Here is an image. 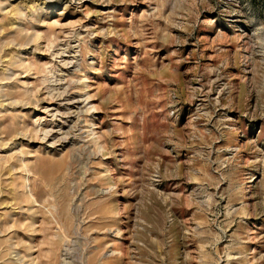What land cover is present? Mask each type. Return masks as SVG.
Here are the masks:
<instances>
[{
    "label": "rangeland",
    "instance_id": "374dc122",
    "mask_svg": "<svg viewBox=\"0 0 264 264\" xmlns=\"http://www.w3.org/2000/svg\"><path fill=\"white\" fill-rule=\"evenodd\" d=\"M0 264H264V0H0Z\"/></svg>",
    "mask_w": 264,
    "mask_h": 264
}]
</instances>
